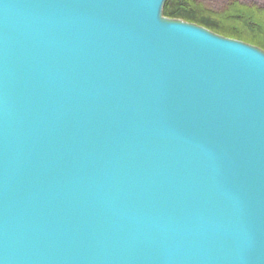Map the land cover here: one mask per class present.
<instances>
[{"label":"water","instance_id":"obj_1","mask_svg":"<svg viewBox=\"0 0 264 264\" xmlns=\"http://www.w3.org/2000/svg\"><path fill=\"white\" fill-rule=\"evenodd\" d=\"M167 0H0V264H264V50Z\"/></svg>","mask_w":264,"mask_h":264},{"label":"trees","instance_id":"obj_2","mask_svg":"<svg viewBox=\"0 0 264 264\" xmlns=\"http://www.w3.org/2000/svg\"><path fill=\"white\" fill-rule=\"evenodd\" d=\"M164 15L204 25L210 30L260 46L264 50V8L233 0L216 11L197 0H167Z\"/></svg>","mask_w":264,"mask_h":264},{"label":"rangeland","instance_id":"obj_3","mask_svg":"<svg viewBox=\"0 0 264 264\" xmlns=\"http://www.w3.org/2000/svg\"><path fill=\"white\" fill-rule=\"evenodd\" d=\"M202 2L207 8L214 9L216 11H222L231 4L233 0H197ZM242 4L256 5L264 8V0H238ZM167 2V1H166Z\"/></svg>","mask_w":264,"mask_h":264}]
</instances>
